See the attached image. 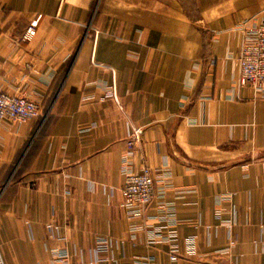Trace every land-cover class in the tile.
<instances>
[{"label": "crops", "instance_id": "obj_1", "mask_svg": "<svg viewBox=\"0 0 264 264\" xmlns=\"http://www.w3.org/2000/svg\"><path fill=\"white\" fill-rule=\"evenodd\" d=\"M261 18L264 0H0V93L43 110L0 125V264H264V88L237 83ZM143 167L155 198L133 217L120 190ZM167 213L175 262L145 244Z\"/></svg>", "mask_w": 264, "mask_h": 264}, {"label": "built area", "instance_id": "obj_2", "mask_svg": "<svg viewBox=\"0 0 264 264\" xmlns=\"http://www.w3.org/2000/svg\"><path fill=\"white\" fill-rule=\"evenodd\" d=\"M37 20L30 22L23 38L30 40L35 34ZM237 83L240 87L247 86L255 92L264 88V18H261L255 27L252 40L245 41L239 50L237 58ZM106 99L113 100L118 105L116 90L114 85L104 95ZM43 117L42 107L31 100L23 97L0 93V125L4 121L23 124L29 121L38 120ZM141 131L132 129L127 143L128 149L133 148V143L139 140ZM122 197V208L133 217H142L152 204L155 198V180L148 167H143L139 173L128 176L120 190ZM157 222L155 226H148L145 244L155 246L164 243L168 247L169 261L175 262L178 259L177 250V221L172 213H167L162 217L154 218ZM50 230L56 229L48 226ZM227 238L231 241L234 237L235 221L230 220L226 225ZM110 242L101 239L97 242L93 250L94 262H101L106 259L102 257L107 253ZM187 252L194 254L195 246L193 239L186 240ZM52 262L67 257L66 249L52 250ZM151 258L136 260L131 264H150Z\"/></svg>", "mask_w": 264, "mask_h": 264}, {"label": "rangeland", "instance_id": "obj_3", "mask_svg": "<svg viewBox=\"0 0 264 264\" xmlns=\"http://www.w3.org/2000/svg\"><path fill=\"white\" fill-rule=\"evenodd\" d=\"M183 1V4H185L187 7H189L190 5H193V4H201V3H205V2H210L212 0H181ZM190 4V5H189ZM87 28H90L89 26H87ZM89 30V29H88ZM87 30V32H89Z\"/></svg>", "mask_w": 264, "mask_h": 264}]
</instances>
